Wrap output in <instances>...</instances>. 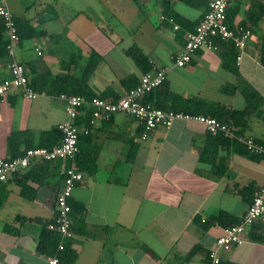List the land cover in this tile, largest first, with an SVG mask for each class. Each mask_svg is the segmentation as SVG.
Instances as JSON below:
<instances>
[{
	"label": "crops",
	"instance_id": "0c3cea01",
	"mask_svg": "<svg viewBox=\"0 0 264 264\" xmlns=\"http://www.w3.org/2000/svg\"><path fill=\"white\" fill-rule=\"evenodd\" d=\"M7 2L22 27L45 34L22 40L14 54L0 47V80L10 76L13 57L26 65L30 79L45 72L80 77L81 66L94 51L101 60L88 84L112 100L129 89L125 78L134 75L138 80L143 74L126 52L137 45L155 68L168 67L166 85L152 102L161 103L168 91L235 109L246 105L240 91L221 90L237 81L223 63L224 48L200 50L190 63L174 64L187 33L205 15L206 0L199 4L185 0ZM250 2L236 0L241 10L238 19ZM167 13L188 24L177 23L175 28L163 18ZM1 25L0 21V29ZM251 32L241 60H234L239 73L264 96V66L256 48L264 33V18ZM66 117L65 101L58 94L39 92L28 98L12 88L0 98V156L11 155L8 139L13 132L30 131L34 144H39L42 132L57 128ZM80 126L88 127L85 122ZM88 129L80 133L84 179L70 199L76 206L74 236L60 264H207L208 251L225 227L207 225L201 217L224 211V224L240 221L252 197V192L243 196L241 190L264 184V159L254 160L232 146L219 147L217 158H228L229 166L224 175L213 176L211 164L200 159L208 131L199 121L177 119L170 127L158 126L145 140L135 119L126 113L96 119ZM245 132L264 140V117L253 116ZM58 142L52 139L50 145ZM37 166L33 163L0 182V264H44L57 245L58 235L48 224L54 220L56 196L64 182L63 164ZM221 255L224 264H264V218L249 226L242 244L222 250Z\"/></svg>",
	"mask_w": 264,
	"mask_h": 264
},
{
	"label": "built area",
	"instance_id": "2783aa9c",
	"mask_svg": "<svg viewBox=\"0 0 264 264\" xmlns=\"http://www.w3.org/2000/svg\"><path fill=\"white\" fill-rule=\"evenodd\" d=\"M235 2L236 0H208V10L196 27L187 33L183 49L175 57V65L184 66L190 63L197 51L217 49V39L233 41L239 50L237 61L241 60L252 32L246 28H240L237 31L228 24L227 9ZM0 18L4 21L7 50L14 54L19 34L14 13L7 0H0ZM163 18L172 22L175 28L179 27L173 17L164 15ZM37 50L39 54L42 53L40 49ZM167 68L156 67L152 71L143 73L138 85L121 94L115 101L99 96L86 98L62 93L60 98L65 101L67 117L58 125L62 133L60 142L52 147L35 145L28 148L23 155L12 158L0 156V182L11 180L16 174L38 161L60 159L63 162L64 182L56 196L54 220L48 224V228L57 233L58 243L55 252L47 257L44 264H59L60 254L68 248L74 236L70 199L76 184L84 179V173L77 161L79 135L82 131H89L88 127H81L77 123L83 107L93 109L91 123L96 119H109L116 113L129 114L140 127V138L143 140L148 138L158 126L170 127L177 119L199 121L211 134H224L243 144L251 153L264 157V140L247 132L238 133L231 125L216 117L184 113L145 102L143 100L145 94L161 86L166 80ZM9 69L10 76L0 80V98L6 97L12 88L20 89L21 93L28 98L38 95V92L29 84V74L25 64L13 57ZM260 218H264V184L255 190L253 200L248 205L240 223L225 227L223 233L217 237L215 246L210 249L207 264H224L221 251L235 244H242L249 226Z\"/></svg>",
	"mask_w": 264,
	"mask_h": 264
},
{
	"label": "trees",
	"instance_id": "16d2710c",
	"mask_svg": "<svg viewBox=\"0 0 264 264\" xmlns=\"http://www.w3.org/2000/svg\"><path fill=\"white\" fill-rule=\"evenodd\" d=\"M135 1H148V0H135ZM189 4H199L201 1L204 0H185ZM207 4H208V0ZM168 5H166L167 7ZM208 10V9H207ZM239 5L232 4L227 9V22L231 26V28L239 31L240 28H246V29H254L256 26L259 25L261 20L264 18V0H251L248 8L243 11V17L238 19L237 15L240 13ZM168 14V13H167ZM169 16L173 17L176 21V23L179 24H188L185 20H182L175 16V14H168ZM17 24V30L19 34V41L17 44H19L22 40L33 38L35 36L43 35L45 32L43 30H37V29H26L22 27V23L16 19ZM2 29H0V37L2 39V42L0 43V47L2 49L7 50V39L6 37L3 40V37L5 35V26L3 19L0 18ZM200 21V20H199ZM198 23H196L192 30L196 27ZM2 34V35H1ZM217 45L218 47L224 48L223 51V63L226 68L233 71L237 75V81L233 84H224L221 86V90L225 92H235L240 91L242 95L245 98L246 105L242 109H235L233 107H230L224 103L216 102V101H210L206 99H202L199 97H189L185 98L184 96L180 94H175L173 92H166L163 94V101L161 103H154L152 102L154 99V95L161 90L165 85V81L163 84L157 88H154L150 91H148L143 100L145 102H151L154 105L166 109H174L176 111H181L184 113H191V114H204L207 116H213L216 117L218 120L231 125L234 130L238 133H244L245 129L249 123V120L253 116L260 117L261 115L264 117V96H262L257 89H255L240 73L238 70V67L235 63V60L237 58V55L239 53L238 48L236 47L235 43L231 40H224V39H217ZM17 46V45H16ZM256 48L259 54V61L264 66V33L260 36V39L258 40L256 44ZM127 54H129L136 64L139 66L141 71L143 73H147L149 71L154 70L153 64L149 61L148 56L138 47L137 45H132L126 50ZM101 60V55L97 52H92L90 57L88 58L87 63L84 66H81L82 73L80 77L71 76L69 77L68 74H58L55 76H51L49 72L45 73H39L38 75L34 76L32 79L29 78V84L38 92H46L50 94H58L59 96L62 93H68L70 95H80L84 96L86 98H92L94 96H99L101 98L111 100L109 99L108 95L105 92L102 93H96L93 89L90 88L88 84L89 77L95 72V69L97 65L99 64ZM74 62V60H72ZM34 71V69H31V71ZM53 79V80H51ZM134 80V82H133ZM75 81V82H74ZM140 81V78L137 80L134 75L128 76L124 79V84L130 83L129 89L135 87L138 85ZM131 82H133L131 84ZM58 84H60V87H58ZM106 91V90H105ZM120 95L115 96L112 98L111 101H115ZM92 111L93 109L91 107H83V110L81 114L77 118V123L80 125L82 122H85L86 126L91 125V119H92ZM62 133L59 127L44 131L42 132V140L39 144H34L33 138L34 135L32 132H13L9 136V150L11 152V155L8 156L9 158L16 157L23 155L26 150L30 147H33L35 145L38 146H46V147H52L53 144L50 145V143L56 139L61 140ZM207 140L204 143L203 149L200 154V159L203 162H208L211 164V174L213 176H222L224 175L229 166V160L226 157L217 158L219 147H226L230 148L231 146L236 152H240L243 154H246L250 158L254 160L264 159L262 155L251 153L243 144L239 143L238 141L229 138L228 136L224 134H218L213 135L210 132H208ZM80 139L81 134L79 135V146H80ZM26 142V146L24 148H21L19 146L20 143ZM4 157V156H3ZM79 157H80V148L79 152L77 154V161L80 169H84L79 164ZM134 157V150L130 153V158ZM62 160H46V161H38L35 162L36 165H39L37 167H41L43 165H50L55 164L56 166L61 165ZM18 175V174H16ZM15 175V176H16ZM28 176V172L25 174V176ZM14 176V177H15ZM258 188V187H257ZM256 188V189H257ZM249 189L248 187L243 188L241 190L243 196L249 195L252 192V197L249 200V204L253 200L254 192L255 190ZM247 195V196H248ZM248 204V205H249ZM72 211L71 216L74 212V206L72 203ZM226 217V212L219 211L217 213H214L210 216V218L204 217V220H201L203 222H207V225L211 224H222L224 227H228L231 225H235L240 223L233 222L224 224V219ZM73 226V225H72ZM49 229V228H48ZM50 230V229H49ZM52 231V230H51ZM256 240H260V238H255ZM58 243V241H57ZM57 246V245H56ZM56 249V247H55ZM55 249L53 253L55 252ZM196 249V248H195ZM193 249L192 252L195 250ZM52 253V254H53ZM67 250H65L62 254H60V263L66 256ZM209 253L207 258L209 259ZM71 258H74V254L70 253ZM59 263V264H60ZM208 263V260H207Z\"/></svg>",
	"mask_w": 264,
	"mask_h": 264
}]
</instances>
